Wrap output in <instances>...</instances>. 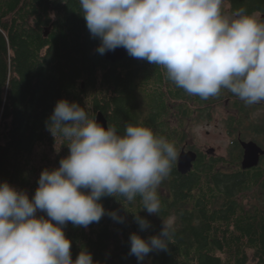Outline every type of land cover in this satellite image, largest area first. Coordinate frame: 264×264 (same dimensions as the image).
I'll use <instances>...</instances> for the list:
<instances>
[{"label":"trees","instance_id":"obj_1","mask_svg":"<svg viewBox=\"0 0 264 264\" xmlns=\"http://www.w3.org/2000/svg\"><path fill=\"white\" fill-rule=\"evenodd\" d=\"M65 2L0 0V182L29 198L41 171L59 167L69 153L68 141L54 137L45 124L59 99L77 102L89 118L102 112L119 134L126 123L147 127L135 84L122 71L148 70L146 61L130 56L116 64L107 61L96 51L99 41L90 36L78 0ZM242 4L264 11V0ZM161 126L152 130L174 144L177 158L158 188L160 217L141 210L139 196L131 204L104 197V208L117 211L124 222L105 215L87 229L69 223L64 230L72 258L83 248L99 264H138L129 255V235H157L164 219L174 230L168 250L150 252L143 264H264V157L244 171L241 155H201L182 175L177 169L181 142L169 124ZM137 212L150 228L140 230L132 214Z\"/></svg>","mask_w":264,"mask_h":264},{"label":"clouds","instance_id":"obj_2","mask_svg":"<svg viewBox=\"0 0 264 264\" xmlns=\"http://www.w3.org/2000/svg\"><path fill=\"white\" fill-rule=\"evenodd\" d=\"M223 3L78 0L100 55L123 48L132 58L162 66L177 88L202 99L226 89L247 106L264 102V22L243 7L225 14ZM45 124L54 137L68 141L69 153L59 167L41 171L31 198L0 182V264H99L83 248L72 258L65 227L87 229L105 215L123 223L125 217L104 208V197L119 196L131 204L139 196L141 210L160 217L158 188L177 150L146 126L126 123L123 134L115 125L105 128L67 99L56 102ZM132 214L141 231L151 227L139 212ZM162 221L157 235H129V255L138 264L150 252L168 250L174 230Z\"/></svg>","mask_w":264,"mask_h":264},{"label":"flooded vegetation","instance_id":"obj_3","mask_svg":"<svg viewBox=\"0 0 264 264\" xmlns=\"http://www.w3.org/2000/svg\"><path fill=\"white\" fill-rule=\"evenodd\" d=\"M242 1L224 0L222 11L231 14L243 7L264 22V11L256 9L254 4L245 7ZM144 69L148 70H122L126 78H132L135 93L139 94L141 122L151 129L159 127V130L161 124H169L181 142L179 155L182 151H192L198 155V159L201 155L216 156L218 149L213 146L198 147L194 138L196 125L210 126L211 122L222 123V133L229 139L228 155H241V167L245 153L244 142H254L264 150V102L247 106L226 89H222L219 96L202 99L177 88L167 78L166 70L162 66L154 70L152 64L146 61ZM215 128L220 129L218 126ZM206 133L210 135L209 131Z\"/></svg>","mask_w":264,"mask_h":264},{"label":"water","instance_id":"obj_4","mask_svg":"<svg viewBox=\"0 0 264 264\" xmlns=\"http://www.w3.org/2000/svg\"><path fill=\"white\" fill-rule=\"evenodd\" d=\"M50 34V28H47L45 31V36H49ZM127 53L123 48H117L115 51H110L106 53V59L107 61L116 64L118 62H122L127 58ZM84 87V85H83ZM95 119L99 124H101L103 127H108V119L102 112H98ZM243 147L245 150L243 161H242V169L244 171L251 170L260 165V162L262 158L264 157V150L259 147L254 142L243 143ZM198 160V155L192 151L186 152L182 151V153L179 155L177 160V169L178 172L182 175L189 174L193 168L194 164Z\"/></svg>","mask_w":264,"mask_h":264},{"label":"rangeland","instance_id":"obj_5","mask_svg":"<svg viewBox=\"0 0 264 264\" xmlns=\"http://www.w3.org/2000/svg\"><path fill=\"white\" fill-rule=\"evenodd\" d=\"M221 124V122H211L210 126H207V124H201L200 126L196 125L194 129V138L198 147L213 146L214 148L218 149L215 157L227 158L229 156L227 151L229 139L225 134L222 133ZM215 126L220 127V129L216 130ZM207 131L210 132V135L206 133ZM205 152L207 151L205 150Z\"/></svg>","mask_w":264,"mask_h":264}]
</instances>
